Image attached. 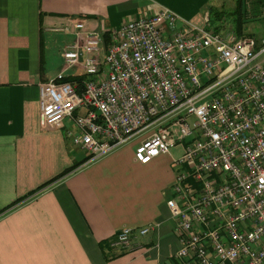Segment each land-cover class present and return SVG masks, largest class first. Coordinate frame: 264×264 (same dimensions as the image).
Masks as SVG:
<instances>
[{"label": "built area", "instance_id": "1", "mask_svg": "<svg viewBox=\"0 0 264 264\" xmlns=\"http://www.w3.org/2000/svg\"><path fill=\"white\" fill-rule=\"evenodd\" d=\"M180 19L163 6L109 29L106 44L90 31L66 45L67 67L83 48L84 77L60 72L39 84L41 125L71 120V144L86 153L81 166L130 143L141 164L181 145L166 202L175 260L264 264V33L220 32L208 15L203 26ZM158 225L122 227L110 246L129 249Z\"/></svg>", "mask_w": 264, "mask_h": 264}, {"label": "crops", "instance_id": "2", "mask_svg": "<svg viewBox=\"0 0 264 264\" xmlns=\"http://www.w3.org/2000/svg\"><path fill=\"white\" fill-rule=\"evenodd\" d=\"M212 4L0 0V264H178L175 221L166 204L173 196L174 157L162 154L141 164L132 143L81 166L86 153L71 144L67 131L76 130L71 120L65 119L61 128L41 125L39 84L60 72L84 77L83 48L79 64L72 67L63 50L82 44L87 32H99L106 44L109 29L163 6L181 17L180 25L203 26L206 15L210 21ZM72 68L79 71L67 73ZM177 147L180 156L183 148ZM155 222L158 227L134 239L129 249L110 246L120 228L137 230ZM103 241L108 245L100 246Z\"/></svg>", "mask_w": 264, "mask_h": 264}, {"label": "rangeland", "instance_id": "3", "mask_svg": "<svg viewBox=\"0 0 264 264\" xmlns=\"http://www.w3.org/2000/svg\"><path fill=\"white\" fill-rule=\"evenodd\" d=\"M212 6L217 10H223L220 19H217L214 14L210 15L209 25L220 32H226L229 28L240 32L241 34H250L260 36L264 32V1L258 3L257 0H212ZM240 18V28L235 20ZM264 56V53L262 54ZM79 70L76 68L69 69L67 73L74 74ZM132 144V143H130ZM127 144V145H130ZM126 146V145H125ZM81 155L85 153L76 148ZM180 149L176 146L170 149V154L177 158ZM169 155L170 159L172 158ZM162 155V154H161ZM172 162V159H171ZM172 169L174 171V178L176 175V166L172 162Z\"/></svg>", "mask_w": 264, "mask_h": 264}, {"label": "trees", "instance_id": "4", "mask_svg": "<svg viewBox=\"0 0 264 264\" xmlns=\"http://www.w3.org/2000/svg\"><path fill=\"white\" fill-rule=\"evenodd\" d=\"M257 1H258V3H259V2L264 1V0H257ZM209 11H210V14H214V16H215L217 19H220L221 15L223 14V10H222V9H221V10H217L216 7L214 8L213 6H210V7H209ZM235 20H236V22H237L238 27L240 28V24H241L240 18H239V17H236ZM237 33H240V32H237ZM105 40L108 41V38L106 37ZM82 78H83V77H79V78H78V77H77V78H70V77H68V78H66V79H68V80H74V79H76V80H81ZM74 167H76V166L73 165V166L67 168V169L64 170L62 173H60L59 175H57L56 177H54V178H52L51 180H49L48 182L44 183V184L42 185V187L45 186V185H47V184H49V183H51V182H53L54 180L58 179L59 177H62V176L65 175L66 173L70 172ZM40 187H41V186H40ZM107 245H108V241H103V242L100 243V246H102V247L107 246Z\"/></svg>", "mask_w": 264, "mask_h": 264}]
</instances>
